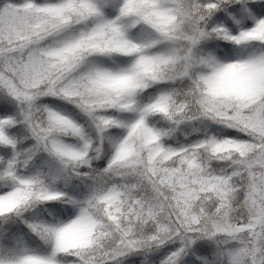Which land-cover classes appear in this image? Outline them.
<instances>
[{
  "label": "snow or ice",
  "instance_id": "1",
  "mask_svg": "<svg viewBox=\"0 0 264 264\" xmlns=\"http://www.w3.org/2000/svg\"><path fill=\"white\" fill-rule=\"evenodd\" d=\"M0 264H264V0H0Z\"/></svg>",
  "mask_w": 264,
  "mask_h": 264
}]
</instances>
